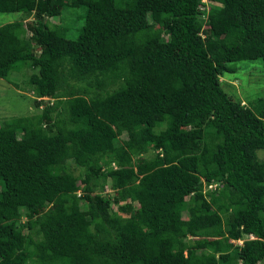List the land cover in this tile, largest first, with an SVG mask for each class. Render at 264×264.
<instances>
[{
  "label": "trees",
  "instance_id": "trees-1",
  "mask_svg": "<svg viewBox=\"0 0 264 264\" xmlns=\"http://www.w3.org/2000/svg\"><path fill=\"white\" fill-rule=\"evenodd\" d=\"M207 1L0 0V78L42 109L0 125V264L263 260L264 96L220 77L264 68V0ZM79 7L75 38L48 20Z\"/></svg>",
  "mask_w": 264,
  "mask_h": 264
},
{
  "label": "rangeland",
  "instance_id": "rangeland-1",
  "mask_svg": "<svg viewBox=\"0 0 264 264\" xmlns=\"http://www.w3.org/2000/svg\"><path fill=\"white\" fill-rule=\"evenodd\" d=\"M204 10L208 8V1L202 3L201 6ZM83 8H65L62 11L56 10L52 15L48 17L49 22L53 26L64 27L70 26L66 36L75 38L78 32V28L83 24ZM20 13H1L0 12V25L12 20L20 18ZM24 16L23 18H26ZM205 18V16H203ZM156 27V26H154ZM237 66L236 72L232 74H225L220 77L223 88L232 97L234 101H238L241 104H247L249 100L264 96V68L262 66V60L257 59L254 61H240L235 64ZM33 72L32 69L22 67L17 72L10 74L11 82H16L20 86H14L9 80L0 78V125H3L6 121L12 117L17 116H32L41 112V108L36 107L34 93L28 84V78ZM119 141L126 139V134H122L117 137ZM151 154V153H150ZM147 155H141L133 158V163L142 161ZM260 158L264 157V150L258 151ZM67 167L72 173L78 175L81 169L73 162H68ZM216 184L212 186H205L204 190L215 189ZM113 193L109 187L106 190ZM105 193V192H104ZM109 193V194H110ZM113 209H116V205H113ZM183 217H187V213H183ZM21 224L26 222L24 217L18 219ZM24 232L27 229L24 228ZM235 242V241H234Z\"/></svg>",
  "mask_w": 264,
  "mask_h": 264
},
{
  "label": "crops",
  "instance_id": "crops-1",
  "mask_svg": "<svg viewBox=\"0 0 264 264\" xmlns=\"http://www.w3.org/2000/svg\"><path fill=\"white\" fill-rule=\"evenodd\" d=\"M248 239L249 238H253V236H249V237H247ZM240 240V239H239ZM239 242V241H238ZM240 243V242H239ZM258 264H264V258H263V260H261Z\"/></svg>",
  "mask_w": 264,
  "mask_h": 264
},
{
  "label": "clouds",
  "instance_id": "clouds-1",
  "mask_svg": "<svg viewBox=\"0 0 264 264\" xmlns=\"http://www.w3.org/2000/svg\"><path fill=\"white\" fill-rule=\"evenodd\" d=\"M204 1H207V0H204ZM240 240H242V242H243V239H240ZM242 242H241V243H242Z\"/></svg>",
  "mask_w": 264,
  "mask_h": 264
},
{
  "label": "built area",
  "instance_id": "built-area-1",
  "mask_svg": "<svg viewBox=\"0 0 264 264\" xmlns=\"http://www.w3.org/2000/svg\"><path fill=\"white\" fill-rule=\"evenodd\" d=\"M240 243L242 242V240H238Z\"/></svg>",
  "mask_w": 264,
  "mask_h": 264
}]
</instances>
